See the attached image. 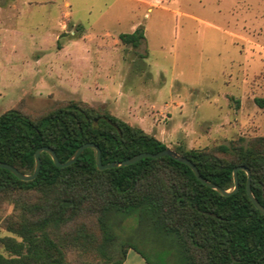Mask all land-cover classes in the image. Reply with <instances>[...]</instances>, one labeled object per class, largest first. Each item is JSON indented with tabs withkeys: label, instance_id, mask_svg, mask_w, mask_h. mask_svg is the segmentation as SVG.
<instances>
[{
	"label": "rangeland",
	"instance_id": "374dc122",
	"mask_svg": "<svg viewBox=\"0 0 264 264\" xmlns=\"http://www.w3.org/2000/svg\"><path fill=\"white\" fill-rule=\"evenodd\" d=\"M36 1L48 2L22 11L0 43V115L17 108L35 118L74 100L173 149L264 137V108L255 103L264 96V0ZM137 27L139 47L120 41ZM35 196L0 198V254H10L3 237L20 240L11 224ZM134 226L128 219L121 235L136 237ZM172 250L167 242L161 264L176 262ZM69 257L100 259L81 248Z\"/></svg>",
	"mask_w": 264,
	"mask_h": 264
},
{
	"label": "trees",
	"instance_id": "16d2710c",
	"mask_svg": "<svg viewBox=\"0 0 264 264\" xmlns=\"http://www.w3.org/2000/svg\"><path fill=\"white\" fill-rule=\"evenodd\" d=\"M144 38L142 27L119 35L132 47ZM255 103L264 108V96L255 97ZM86 142L100 146L104 163L168 148L141 127L82 101L35 118L17 108L0 115V161L25 173L34 171L40 146L53 147L66 161ZM244 142L240 137L211 150L175 149L225 189L234 188V168L245 165L252 173L253 194L264 205V137ZM95 156L88 147L74 163L59 167L43 151L41 170L32 180L0 167V198L15 192L36 195L22 202L11 224L20 240L3 237L10 254H0V264H123L129 248L148 264H161L167 242L173 264H264V214L247 194L245 170L238 171L239 189L223 195L168 155L105 169L97 167ZM86 217H94L93 225L82 220ZM128 219L135 221L134 238L120 233ZM76 248L92 250L99 261L71 259Z\"/></svg>",
	"mask_w": 264,
	"mask_h": 264
},
{
	"label": "water",
	"instance_id": "95a60500",
	"mask_svg": "<svg viewBox=\"0 0 264 264\" xmlns=\"http://www.w3.org/2000/svg\"><path fill=\"white\" fill-rule=\"evenodd\" d=\"M64 140H65V138H64ZM88 147L94 148L96 150V156H95L96 157V165L99 169L129 165V164H132V163H134V162H136V161H138L144 157L158 158V157L165 156V155L171 156L172 158L180 160V161L186 163L187 165H189L199 180H201L207 186L216 189L218 192H220L223 195L233 194L239 189L238 171L239 170H245L247 173V184H246L247 194H248L249 198L251 199L252 203L255 205V207L257 209H259L264 214V205L253 194L252 185H251L252 173L248 167H246L245 165L236 166L233 170L234 188L233 189H225L222 186L218 185L217 183L209 181L205 177H203L199 168L191 159H189L187 156L183 155L182 153H180L177 150L170 148V147H168L164 150H161L159 152L144 151V152H140V153H138L134 156H131L127 159H124V160H114V161H110L108 163H104L103 159H102V150H101L100 146L98 144H96L95 142H86V143L81 144L66 161H61L59 159L57 152L55 151V149L53 147L45 145V146H40L35 151V168H34V171L32 173L22 172L21 170H19L14 165L7 163V162H3V161H0V167L6 168V169L12 171L18 178H20L22 180H32V179L36 178V176L39 174V172L41 170V166H42L41 153L43 151H46L50 154L54 163L57 166L64 167V166H68V165L74 163L78 159L81 152Z\"/></svg>",
	"mask_w": 264,
	"mask_h": 264
},
{
	"label": "crops",
	"instance_id": "0c3cea01",
	"mask_svg": "<svg viewBox=\"0 0 264 264\" xmlns=\"http://www.w3.org/2000/svg\"><path fill=\"white\" fill-rule=\"evenodd\" d=\"M46 2L48 1L38 2L36 0H0V43H2L6 38L10 37L7 35V32L10 34L12 30V22L19 18L22 11L23 13L27 12V14H29L31 13L32 7L34 5L38 3L44 4ZM60 25H62V21H60ZM123 264H148V262L135 249L129 248Z\"/></svg>",
	"mask_w": 264,
	"mask_h": 264
}]
</instances>
